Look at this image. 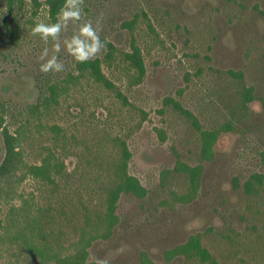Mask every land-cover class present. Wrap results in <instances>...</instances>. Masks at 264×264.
<instances>
[{"label":"rangeland","instance_id":"rangeland-1","mask_svg":"<svg viewBox=\"0 0 264 264\" xmlns=\"http://www.w3.org/2000/svg\"><path fill=\"white\" fill-rule=\"evenodd\" d=\"M38 2L14 0L10 9L0 0V264H59L42 263L28 245L44 240L71 257L65 264H167L164 252L191 237L214 264H264V191L244 187L254 174L264 181V0H83L87 15L61 41L90 19L106 45L91 59L101 60L110 89L79 75L63 47L64 71H39L41 50L52 49L31 34L50 17ZM132 43L145 67L138 84L124 59ZM52 85L56 101L45 103ZM122 143L127 172L147 193H121L115 225L83 251L80 230L106 211ZM44 158L63 164L53 183L25 175L23 165ZM178 162L197 169L188 201ZM22 205L42 225L27 242L6 233L10 208ZM168 264L211 263L178 256Z\"/></svg>","mask_w":264,"mask_h":264},{"label":"trees","instance_id":"trees-1","mask_svg":"<svg viewBox=\"0 0 264 264\" xmlns=\"http://www.w3.org/2000/svg\"><path fill=\"white\" fill-rule=\"evenodd\" d=\"M14 0H8V6L11 9L12 3ZM34 6L38 7L40 3L38 0H31ZM64 0H45L44 4L48 7L49 16L55 21L56 13L59 11L60 7L63 5ZM133 21L126 23V25L131 28L133 25ZM108 46V56L110 57L114 51V47L111 44H107ZM124 59L128 63V66L135 71L134 75V84H138L142 81L143 76L145 74V67L143 62V57L141 54L140 48L135 44H131V49L129 52L124 54ZM101 60L98 58L89 59L84 62H77L76 69L79 72V75H87L94 82L103 85L104 87L110 89L113 88V84L110 80H108L101 68ZM57 87L52 85L50 87V95L45 100V103L55 102L57 96ZM250 90H246L244 95H250ZM177 109L181 110L187 117L192 118V114L182 109L178 103H175ZM1 110V109H0ZM3 121L2 115H0V125ZM194 124L196 125V120H194ZM21 132L17 131L16 136H13V141L16 147L21 145L22 137ZM202 141H203V153L208 156L210 154V138L209 134L206 131L202 132ZM18 156L19 152H18ZM131 157L130 152L125 147V144L122 143V148L120 152V157L117 162L113 166V179L112 185L107 191L106 195V211L103 216L98 217L97 221L94 222L91 226V229H87L86 227H82L80 230V237L78 242L75 244L76 246L80 245L82 250L84 251L86 247L91 243L92 240L98 238L100 235L99 231L102 229V232H110L112 227L115 225V220L117 219L115 216V209L117 201L120 197L121 193L132 194L138 199H142L145 197L147 190L140 184L139 180L128 174L127 165L128 161ZM25 170V175L31 176L33 179L42 182L53 183L55 175L60 173L63 168L62 163H55L49 158H44L39 165H23ZM176 170L182 172L189 176L190 179V192L182 197L184 200L188 198H192L195 194V175L196 168L190 167L184 163L178 162L176 165ZM244 187L247 191L253 192L257 194L259 189L264 191V181L262 176L259 174H254L250 177V179L244 184ZM1 194V193H0ZM7 195L5 194V197ZM10 216L7 224V234L13 238V240H23L27 242V239L33 237L35 231L37 229H41V221L40 219L29 210L27 205H22L19 208L11 207L10 208ZM25 218H24V217ZM22 221H26L25 224H22ZM31 235L30 237L28 236ZM32 250H34L35 254L41 259L42 263L56 261L59 264L69 263L71 257H62L57 255L60 250L59 244L57 247L48 242V240H44L43 242L37 243H28ZM83 245V246H82ZM183 256L187 259H197L201 263L210 262L214 264V260L209 253V251L204 248L198 238L191 237L187 242L183 244H179L173 248H170L164 252V258L166 263L168 264L172 259ZM72 263V262H71ZM141 264H153L148 258H144L141 261Z\"/></svg>","mask_w":264,"mask_h":264},{"label":"clouds","instance_id":"clouds-1","mask_svg":"<svg viewBox=\"0 0 264 264\" xmlns=\"http://www.w3.org/2000/svg\"><path fill=\"white\" fill-rule=\"evenodd\" d=\"M87 14L83 7V0H64L63 5L56 13L55 21L51 17L46 20H38L31 26V34L38 36L49 47H44L39 56L38 64L42 73L62 72L65 65L59 60L58 54L63 49L77 62H84L95 56L104 48L105 42L101 39L99 30L90 19H84L78 23L76 31L61 41V33L70 22H80ZM96 264H108L105 259H97Z\"/></svg>","mask_w":264,"mask_h":264}]
</instances>
